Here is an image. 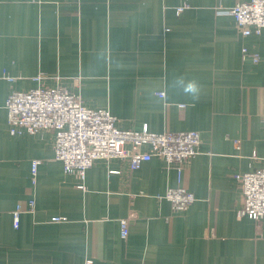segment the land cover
Wrapping results in <instances>:
<instances>
[{
	"label": "crops",
	"instance_id": "obj_1",
	"mask_svg": "<svg viewBox=\"0 0 264 264\" xmlns=\"http://www.w3.org/2000/svg\"><path fill=\"white\" fill-rule=\"evenodd\" d=\"M248 1L0 0V264H264V218L239 217L236 179L264 169V29L244 37L222 13ZM40 87L122 130L198 131L199 154L181 180L159 157L98 160L81 179L53 131L10 132L9 94ZM179 186L195 196L184 211L165 198Z\"/></svg>",
	"mask_w": 264,
	"mask_h": 264
},
{
	"label": "built area",
	"instance_id": "obj_2",
	"mask_svg": "<svg viewBox=\"0 0 264 264\" xmlns=\"http://www.w3.org/2000/svg\"><path fill=\"white\" fill-rule=\"evenodd\" d=\"M182 11V8L177 10L179 13ZM222 13L235 18L236 26L244 37L253 33L259 35L264 29V0L238 3L230 12ZM246 57L259 61L257 54L244 48L243 58ZM158 95L164 97L163 92ZM6 109L12 135L22 131L33 135L53 131L56 159L63 163L65 172L76 173L81 179L98 160H126L132 170H137L143 163L159 157L177 170L181 180L184 164L199 154L201 136L198 131L155 133L146 126L141 131L122 130L117 126V118L109 111L90 109L77 96L60 87L12 91L7 98ZM146 148L150 151H145ZM39 163L33 162L34 175ZM236 179L243 188L239 217L264 218V169L236 175ZM165 198L178 211L188 209L195 201L194 194L183 186L169 189ZM33 210V202H29L27 207L19 204L13 212L14 228H19L23 213ZM120 223L121 235L127 238L129 220L124 219ZM87 264H92V261Z\"/></svg>",
	"mask_w": 264,
	"mask_h": 264
},
{
	"label": "clouds",
	"instance_id": "obj_3",
	"mask_svg": "<svg viewBox=\"0 0 264 264\" xmlns=\"http://www.w3.org/2000/svg\"><path fill=\"white\" fill-rule=\"evenodd\" d=\"M189 90L195 91V87L194 86H190Z\"/></svg>",
	"mask_w": 264,
	"mask_h": 264
}]
</instances>
